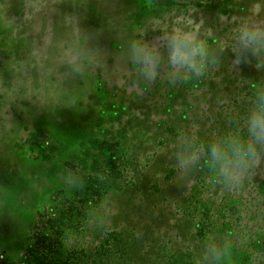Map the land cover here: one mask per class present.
Masks as SVG:
<instances>
[{"label": "rangeland", "instance_id": "rangeland-1", "mask_svg": "<svg viewBox=\"0 0 264 264\" xmlns=\"http://www.w3.org/2000/svg\"><path fill=\"white\" fill-rule=\"evenodd\" d=\"M80 11L106 54L82 76L49 60L29 86L12 66L39 35L30 22L16 37L0 29V264H91L101 251L108 264H216L212 242L230 247L221 264H264V164L234 191L203 157L180 164L189 142L245 134L264 46L237 62L235 37L241 24L264 25V0H88ZM178 18L201 25L217 60L170 83L165 53L144 81L129 43L155 42Z\"/></svg>", "mask_w": 264, "mask_h": 264}, {"label": "clouds", "instance_id": "clouds-1", "mask_svg": "<svg viewBox=\"0 0 264 264\" xmlns=\"http://www.w3.org/2000/svg\"><path fill=\"white\" fill-rule=\"evenodd\" d=\"M87 2L72 0L69 11L60 8L65 0H22L17 15L10 12L12 0H0V29L16 37L30 22L39 35V39L32 42L29 60L15 62L12 66L14 72L28 77L29 86L34 82L31 71L39 68L43 76L49 60L62 64L66 74L72 77L82 76L91 66L106 64V54L98 45L99 32L83 26L86 14L80 9L85 8ZM107 3L108 0H104L105 6ZM58 26L64 29L63 37L57 35ZM200 27L191 18H178L171 30L155 42L132 40L128 58L136 66L138 75L146 82L155 81L165 62V53L170 83L186 79L188 74L204 75L208 63L215 62L218 57L210 52L211 46L202 37ZM235 46L238 49L236 60L243 62L248 54L264 46V25L241 24L236 32ZM2 84L0 81V86ZM33 92L42 95L40 89ZM249 104L244 135L239 132L216 135L207 144L189 142L187 156L180 161L181 167L187 171L198 166L203 157L216 182L226 190L242 187L249 173L264 164V87L255 91ZM207 252L216 264H221L230 255V247L226 242H212Z\"/></svg>", "mask_w": 264, "mask_h": 264}, {"label": "trees", "instance_id": "trees-1", "mask_svg": "<svg viewBox=\"0 0 264 264\" xmlns=\"http://www.w3.org/2000/svg\"><path fill=\"white\" fill-rule=\"evenodd\" d=\"M104 243H106V242H104ZM103 243V244H104ZM105 246H107V243L105 244ZM98 248H101V247H98ZM92 258V262H91V264H108V262H107V258H106V254H105V252L104 251H101L100 252V258L98 257V256H93V257H91ZM118 258H120V255L118 256ZM117 259V258H116ZM99 260L101 261V263H99ZM117 260H122V259H117ZM104 263H103V262Z\"/></svg>", "mask_w": 264, "mask_h": 264}]
</instances>
